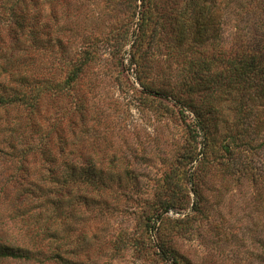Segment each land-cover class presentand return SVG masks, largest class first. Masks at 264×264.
<instances>
[{
    "label": "rangeland",
    "instance_id": "374dc122",
    "mask_svg": "<svg viewBox=\"0 0 264 264\" xmlns=\"http://www.w3.org/2000/svg\"><path fill=\"white\" fill-rule=\"evenodd\" d=\"M142 1L0 0V264H264V0Z\"/></svg>",
    "mask_w": 264,
    "mask_h": 264
},
{
    "label": "trees",
    "instance_id": "16d2710c",
    "mask_svg": "<svg viewBox=\"0 0 264 264\" xmlns=\"http://www.w3.org/2000/svg\"><path fill=\"white\" fill-rule=\"evenodd\" d=\"M142 2H144V0ZM204 19H206V16L204 14L200 13L199 16H198V19L196 21V24H195V29H194L195 38H202L203 34H205L204 21H206V20H204ZM146 26H147V17L142 13L140 15V20H139V23H138V31L143 33V29H145ZM178 36H179L178 37V41H179V43H181L185 39L184 29L180 30V32L178 33ZM203 65H205V64H203ZM235 70H236L235 76H237V77L243 76L245 78H248V77L250 78L253 75H257V76H261L262 78H264V60H260L259 62H257L256 58H252L250 61L242 62L241 65H239V68L235 67ZM77 71H78V69H77ZM207 71H209V68H203V67L198 71L199 74H202V76L199 75L201 77V79H204L203 75ZM19 101H20V99H19ZM5 102H7V99L0 97V104L1 103L4 104ZM24 102H25V100L23 99L22 103H24ZM86 163H89V165H90V168L89 169L87 168L86 170H92L94 168L92 163H90L89 161H86L85 164ZM74 177H75V173H72L70 175V179H71L70 183H72L74 181V179H73ZM47 194H48V192H47ZM47 194H46V197H47ZM44 200L46 202L47 198L44 199ZM48 202L50 203V201H48ZM47 205H48V203L45 206L42 205L44 211H47ZM169 206L170 205H165L163 207V211L162 212L163 213H168L170 211V207ZM51 208H53V207H51ZM57 209H58V207H57ZM55 211H56V205H55ZM158 220H159V218L156 221H158ZM36 222L38 223V221H36ZM154 225H155V223H154ZM56 255L57 254L51 255L50 257H48V259L51 261V259H54Z\"/></svg>",
    "mask_w": 264,
    "mask_h": 264
}]
</instances>
